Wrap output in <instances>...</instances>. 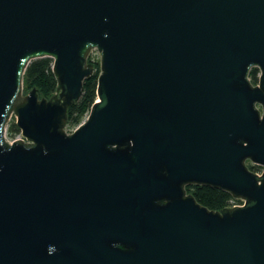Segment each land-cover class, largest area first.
<instances>
[{
	"label": "water",
	"instance_id": "95a60500",
	"mask_svg": "<svg viewBox=\"0 0 264 264\" xmlns=\"http://www.w3.org/2000/svg\"><path fill=\"white\" fill-rule=\"evenodd\" d=\"M0 264H264V0H0Z\"/></svg>",
	"mask_w": 264,
	"mask_h": 264
},
{
	"label": "trees",
	"instance_id": "16d2710c",
	"mask_svg": "<svg viewBox=\"0 0 264 264\" xmlns=\"http://www.w3.org/2000/svg\"><path fill=\"white\" fill-rule=\"evenodd\" d=\"M89 60L97 63L99 66V59L94 61L91 57ZM53 58L50 56L39 57L33 59L27 66L24 75V91H29L33 87L38 89L40 97H50L57 91L58 81L52 69ZM260 69L253 67L250 72L251 80L254 83L258 82ZM100 68L95 70V73L87 78L84 82V89L80 99L73 103L68 109L67 129L70 131L77 127L90 112L91 106L97 99V83ZM21 132L16 123L15 116H12L7 125L6 134L8 138L13 139ZM249 167L256 172H260L263 166L248 162ZM187 191L195 195L196 199L208 206L209 208L220 209L229 206L234 202L242 203V199L234 197L228 191L206 185V184H188Z\"/></svg>",
	"mask_w": 264,
	"mask_h": 264
},
{
	"label": "rangeland",
	"instance_id": "374dc122",
	"mask_svg": "<svg viewBox=\"0 0 264 264\" xmlns=\"http://www.w3.org/2000/svg\"><path fill=\"white\" fill-rule=\"evenodd\" d=\"M89 57H91L94 61H96L97 59H99V66H100V59H101V54H100V52H99V50H97L96 48H93L92 50H91V52H90V54H89ZM89 57H88V61L89 62H92V61H90L89 60ZM93 63V65H94V68H95V70H97L98 71V69L100 68V67H98V64L97 63H94V62H92ZM101 70V69H100ZM29 91H24L23 90V93H22V96H24L25 94H27ZM55 93H57V91L55 92ZM54 93V94H55ZM12 116H15V114H13ZM15 118H16V116H15ZM69 130V129H68ZM70 131V130H69ZM16 139H21V140H27L24 136H23V134L20 132L19 134H17L16 135V137H15ZM237 198V197H236Z\"/></svg>",
	"mask_w": 264,
	"mask_h": 264
},
{
	"label": "built area",
	"instance_id": "2783aa9c",
	"mask_svg": "<svg viewBox=\"0 0 264 264\" xmlns=\"http://www.w3.org/2000/svg\"><path fill=\"white\" fill-rule=\"evenodd\" d=\"M6 138H7V139H8L10 142L16 139V138H13V139H10V138H8L7 134H6ZM240 199H242V198H240ZM243 202H244V200H243V199H242V203H239V202H234V201H233V204H232L231 206H233V205H239V204H243Z\"/></svg>",
	"mask_w": 264,
	"mask_h": 264
}]
</instances>
